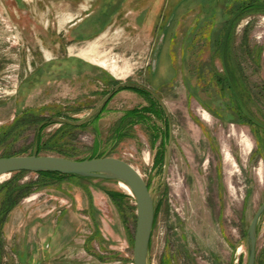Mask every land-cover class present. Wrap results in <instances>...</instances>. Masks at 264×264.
<instances>
[{
	"label": "rangeland",
	"instance_id": "1",
	"mask_svg": "<svg viewBox=\"0 0 264 264\" xmlns=\"http://www.w3.org/2000/svg\"><path fill=\"white\" fill-rule=\"evenodd\" d=\"M60 153L142 173L158 209L149 264H248L264 0H0V158ZM17 185L30 194L5 214ZM2 219L0 264H134L136 202L118 182L3 176Z\"/></svg>",
	"mask_w": 264,
	"mask_h": 264
},
{
	"label": "water",
	"instance_id": "2",
	"mask_svg": "<svg viewBox=\"0 0 264 264\" xmlns=\"http://www.w3.org/2000/svg\"><path fill=\"white\" fill-rule=\"evenodd\" d=\"M59 173L81 179H101L126 184L135 199L137 224L134 240V264H149L150 243L155 223V202L142 173L127 161L114 157L73 160L62 156H14L0 158V178L13 174ZM264 204L253 218L248 239V264H256L257 237Z\"/></svg>",
	"mask_w": 264,
	"mask_h": 264
},
{
	"label": "trees",
	"instance_id": "3",
	"mask_svg": "<svg viewBox=\"0 0 264 264\" xmlns=\"http://www.w3.org/2000/svg\"><path fill=\"white\" fill-rule=\"evenodd\" d=\"M150 111H152L151 109H144V113H149ZM141 113H138L137 111H132L130 112V116H138ZM62 157L68 158V159H73L70 156L66 155V154H59ZM100 158H103V156H99ZM95 156L88 158V159H94ZM88 159H82V160H88ZM74 160V159H73ZM79 160V161H82ZM27 172H21V173H17L14 175H20V174H26ZM39 176H44V177H61V178H78V177H74V176H67V175H61L59 173H40L38 174ZM81 179V178H78ZM149 187V185H148ZM9 188V187H8ZM30 186L29 185H25V186H21V185H17L14 187H10L9 188V192L6 196V202H7V209L5 210V214H8L14 207H17L19 205V203L26 197H28V195L30 194L29 191ZM150 188V187H149ZM157 213H158V209H155V223H154V227L156 224V219H157ZM4 220L2 219L0 221V227L3 224ZM151 247H152V240L150 243V251H151Z\"/></svg>",
	"mask_w": 264,
	"mask_h": 264
},
{
	"label": "bare ground",
	"instance_id": "4",
	"mask_svg": "<svg viewBox=\"0 0 264 264\" xmlns=\"http://www.w3.org/2000/svg\"><path fill=\"white\" fill-rule=\"evenodd\" d=\"M119 188L121 190H123L124 192H126L127 194H130L131 193L130 188L126 184H124V183H119Z\"/></svg>",
	"mask_w": 264,
	"mask_h": 264
}]
</instances>
